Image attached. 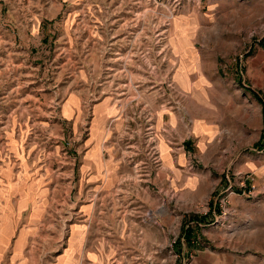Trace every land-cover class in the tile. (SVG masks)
Listing matches in <instances>:
<instances>
[{
  "label": "rangeland",
  "instance_id": "374dc122",
  "mask_svg": "<svg viewBox=\"0 0 264 264\" xmlns=\"http://www.w3.org/2000/svg\"><path fill=\"white\" fill-rule=\"evenodd\" d=\"M6 237L0 264H264V0H0Z\"/></svg>",
  "mask_w": 264,
  "mask_h": 264
},
{
  "label": "crops",
  "instance_id": "0c3cea01",
  "mask_svg": "<svg viewBox=\"0 0 264 264\" xmlns=\"http://www.w3.org/2000/svg\"><path fill=\"white\" fill-rule=\"evenodd\" d=\"M100 142H94V144L92 145V148L88 149L86 151L87 155H86V162L87 163H90L93 167V170L89 172L88 175H91V174H96V176H98L100 174V172L103 171L104 169V161H105V158H104V154L102 151L99 152V144ZM84 155V156H85ZM81 167H83V170H79V172L81 171L82 174H81V179H84V164L81 165ZM35 184L33 185H30L27 187V189H31L30 192L28 191L27 192V196L25 197L26 201L29 202V200H32L33 198L35 199V194H37L39 191H41V189H43L40 185H38V181L37 179L35 178ZM81 185H78L77 183V187L80 188ZM26 189V188H25ZM45 189V188H44ZM24 238L25 236L22 234V235H19L16 242H15V248L13 249V252L14 254L17 252V251H21V247L22 245L24 244ZM7 240V237L5 239H2L1 241V244H0V248H2V245H3V242H5Z\"/></svg>",
  "mask_w": 264,
  "mask_h": 264
},
{
  "label": "trees",
  "instance_id": "16d2710c",
  "mask_svg": "<svg viewBox=\"0 0 264 264\" xmlns=\"http://www.w3.org/2000/svg\"><path fill=\"white\" fill-rule=\"evenodd\" d=\"M195 215H191L189 218V221H194ZM196 224V222H195ZM198 231L195 230L191 225L187 226V229H185L183 236L186 237L187 244H189V241L192 238H195V234H197Z\"/></svg>",
  "mask_w": 264,
  "mask_h": 264
}]
</instances>
